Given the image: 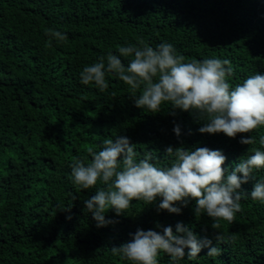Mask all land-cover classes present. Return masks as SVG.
<instances>
[{
    "label": "trees",
    "instance_id": "1",
    "mask_svg": "<svg viewBox=\"0 0 264 264\" xmlns=\"http://www.w3.org/2000/svg\"><path fill=\"white\" fill-rule=\"evenodd\" d=\"M49 30L67 40H56ZM141 42L154 49L169 43L189 61L227 59L228 82L235 86L264 75V0H0V264H131L113 255L112 247L130 241L138 229L175 231L178 222L213 244L221 232L225 239L215 244L220 254L208 256L203 249L194 259L173 261L160 253L158 264H264V203L248 194L264 182V168L242 185L235 221L218 230L206 214L195 216L194 201L179 215L160 211L159 198L151 205L132 201L120 216L109 210L105 219L114 223L104 227L85 208L96 189H78L71 165L90 162L107 138L127 137L137 159L151 152L159 166L171 160L168 147L219 150L225 168L252 149L264 151V126L248 134L254 144L242 145L241 134H201L207 121L195 112L170 104L157 114L137 108L115 73H106L104 92L81 83L85 66L101 57L106 65L118 46ZM120 58L127 66L129 58Z\"/></svg>",
    "mask_w": 264,
    "mask_h": 264
},
{
    "label": "clouds",
    "instance_id": "2",
    "mask_svg": "<svg viewBox=\"0 0 264 264\" xmlns=\"http://www.w3.org/2000/svg\"><path fill=\"white\" fill-rule=\"evenodd\" d=\"M49 32L60 42L67 40L66 34ZM117 52L118 55L108 53L106 65L101 57L99 62L85 66L80 73L81 83L94 84L104 92L109 87L106 73H115L129 87L137 108L157 114L163 105L170 104L173 109L192 111L199 119L206 120L199 128L201 134L223 133L230 139L241 134L242 145L255 143L248 134L264 126V75H251L233 86L228 82L232 74L229 60L189 61L169 43L154 49L141 42L139 47L118 46ZM120 57L129 58L127 66ZM174 132L180 136L178 125ZM260 145L264 147V136ZM251 151L254 154L225 168L227 158L219 150L168 147L166 156L171 160L167 166H159L151 152L137 159L135 145L127 137L118 136L114 140L105 139L101 150L92 152L87 164L74 160L71 176L78 189H96L84 205L97 227L114 223L105 219L109 210L120 216L131 207L132 201L151 205L159 198L160 211L177 215L194 201L195 216L206 214L213 221L212 228L218 230L222 222L235 221L236 214L242 210V185L249 183L253 170L264 168V151ZM98 184L103 186L97 188ZM248 194L264 203V182L253 184ZM224 239L221 232H215V244ZM215 244L207 237L199 238L178 222L175 231L171 226L164 227L162 233L138 229L130 241L112 247L111 251L131 264H158L160 253L173 261L185 256L194 259L203 249H207L208 256L219 255L220 249Z\"/></svg>",
    "mask_w": 264,
    "mask_h": 264
}]
</instances>
